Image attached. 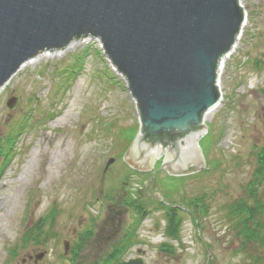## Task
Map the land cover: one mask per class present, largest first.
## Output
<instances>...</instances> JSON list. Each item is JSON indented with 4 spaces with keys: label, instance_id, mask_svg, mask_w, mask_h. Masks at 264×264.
I'll use <instances>...</instances> for the list:
<instances>
[{
    "label": "rangeland",
    "instance_id": "rangeland-1",
    "mask_svg": "<svg viewBox=\"0 0 264 264\" xmlns=\"http://www.w3.org/2000/svg\"><path fill=\"white\" fill-rule=\"evenodd\" d=\"M239 4L245 21L218 69L222 103L197 139L204 166L190 174L159 167L165 150L149 170L124 161L139 112L98 38L47 49L12 76L0 91V264H106L127 234L107 264H264V247L244 246L225 216L264 145V0ZM169 205L181 217L177 236L166 230ZM36 227L44 234L25 241Z\"/></svg>",
    "mask_w": 264,
    "mask_h": 264
},
{
    "label": "water",
    "instance_id": "water-1",
    "mask_svg": "<svg viewBox=\"0 0 264 264\" xmlns=\"http://www.w3.org/2000/svg\"><path fill=\"white\" fill-rule=\"evenodd\" d=\"M243 22L239 0H0V86L41 51L98 38L139 112L124 161L149 170L165 150L159 167L190 174L204 166L203 114L220 99L218 69Z\"/></svg>",
    "mask_w": 264,
    "mask_h": 264
},
{
    "label": "trees",
    "instance_id": "trees-1",
    "mask_svg": "<svg viewBox=\"0 0 264 264\" xmlns=\"http://www.w3.org/2000/svg\"><path fill=\"white\" fill-rule=\"evenodd\" d=\"M14 139L15 137L11 139L9 148L13 145ZM256 161V169L246 185L245 194L238 199L236 198L228 205L225 216L230 222V226L234 230L236 236L239 235L242 237L241 239L244 246L251 245L255 242L256 246L264 247V145L258 152ZM139 207L137 206L135 209L138 211ZM162 207L166 208L165 205ZM168 210L169 212L166 214L168 217L166 230L170 233L169 235L177 236L176 231L177 228H179L181 217L177 213L175 207L169 206ZM56 212V210H50L46 217L44 216L45 219L48 218L46 221H49V223L53 222ZM44 217L41 219H44ZM139 218L142 217H140V215L137 217L136 224L140 221ZM35 229V231L34 229H30V231L24 235L25 241L29 239H38L44 234V231L40 227H36ZM126 237L123 241L117 242L111 249L109 255L112 257L106 261L107 263L115 259L117 260L119 255L126 249L130 243L129 239Z\"/></svg>",
    "mask_w": 264,
    "mask_h": 264
},
{
    "label": "bare ground",
    "instance_id": "bare-ground-1",
    "mask_svg": "<svg viewBox=\"0 0 264 264\" xmlns=\"http://www.w3.org/2000/svg\"><path fill=\"white\" fill-rule=\"evenodd\" d=\"M244 18H245V16H244ZM244 21H245V19H244ZM243 24H244V22H243ZM242 24V25H243ZM72 43H69L66 47H67V49L69 48V46L71 45ZM235 48H236V43L233 45V47L231 48V50L229 51V53H228V55L226 56V57H229L230 55H231V53L235 50ZM47 50V49H46ZM46 50H44V51H41V52H39V53H37L36 55H34V56H32V57H30V58H28V59H26L25 61H23L20 65H19V67L17 68V70L0 86V91L1 90H3L5 87H6V85H8L9 83H10V80H11V78H12V76L13 75H15L17 72H19L20 70H22V69H24L27 65H29V64H32V65H34L37 61H39L42 57H44V56H50V53H48V51H46ZM225 57V58H226ZM224 58V59H225ZM217 85H218V82H217ZM221 97H220V99H219V101H218V103L216 104V105H214L212 108H210L209 110H207V111H205L204 112V114H203V121H206L215 111H217L218 110V108L220 107V105H221V103H222V93H221V95H220ZM70 115V113L69 112H64L62 115H61V117H60V119H58V120H56V123H61V122H63L64 121V119L67 117V116H69ZM14 141H15V139H14ZM14 143V142H13ZM36 148L35 149H33L32 150V152H31V156H30V158H29V160L27 161V164H26V167H25V169H24V173H26V171H27V169L34 163V161H35V155H36ZM154 151H155V148H154ZM3 167V166H2ZM8 200H6L5 198L1 201V203H0V209H2L3 207H5V210H4V212H3V215L4 214H7V210H8V206L6 205V203L8 204V202H7ZM1 216V215H0ZM0 221H1V217H0Z\"/></svg>",
    "mask_w": 264,
    "mask_h": 264
}]
</instances>
